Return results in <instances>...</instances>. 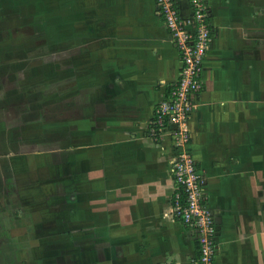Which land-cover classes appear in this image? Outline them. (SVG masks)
Returning <instances> with one entry per match:
<instances>
[{
    "label": "crops",
    "instance_id": "1",
    "mask_svg": "<svg viewBox=\"0 0 264 264\" xmlns=\"http://www.w3.org/2000/svg\"><path fill=\"white\" fill-rule=\"evenodd\" d=\"M173 1L190 20L189 0ZM204 4L210 41L185 148L215 226L213 264H264V0ZM91 6L105 24L96 22L92 44L71 49V66L82 69L89 87L83 113L71 122L86 141L68 178L90 249L78 264H189L198 242L195 229L172 213L176 151L167 133L152 134L151 123L177 81L179 52L156 0Z\"/></svg>",
    "mask_w": 264,
    "mask_h": 264
},
{
    "label": "rangeland",
    "instance_id": "2",
    "mask_svg": "<svg viewBox=\"0 0 264 264\" xmlns=\"http://www.w3.org/2000/svg\"><path fill=\"white\" fill-rule=\"evenodd\" d=\"M91 3L0 0V264H78L89 253L68 178L86 143L72 123L89 88L72 50L105 24Z\"/></svg>",
    "mask_w": 264,
    "mask_h": 264
},
{
    "label": "built area",
    "instance_id": "3",
    "mask_svg": "<svg viewBox=\"0 0 264 264\" xmlns=\"http://www.w3.org/2000/svg\"><path fill=\"white\" fill-rule=\"evenodd\" d=\"M189 2L192 17L186 21L179 16L173 0H156L158 11L179 52L181 65L168 97L161 100L153 111L152 134L160 138L167 133L176 151L170 161V171L178 187L173 195L172 213L195 229L198 242V256L189 264H213L215 226L211 212L204 203L194 158L185 148L190 137L188 119L192 97L201 88L200 73L210 34L204 0ZM188 24L192 25V30L187 29ZM155 122L158 127H155Z\"/></svg>",
    "mask_w": 264,
    "mask_h": 264
},
{
    "label": "trees",
    "instance_id": "4",
    "mask_svg": "<svg viewBox=\"0 0 264 264\" xmlns=\"http://www.w3.org/2000/svg\"><path fill=\"white\" fill-rule=\"evenodd\" d=\"M153 119H154V113H153L152 118H151V123H152ZM155 127H158V123L157 122H155ZM156 130L158 131V129H156ZM156 138H158V137L156 136Z\"/></svg>",
    "mask_w": 264,
    "mask_h": 264
}]
</instances>
